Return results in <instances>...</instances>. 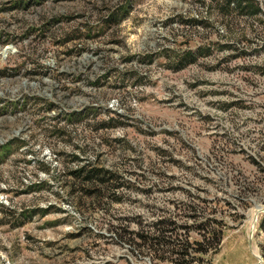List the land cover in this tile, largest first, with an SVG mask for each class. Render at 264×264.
Instances as JSON below:
<instances>
[{
	"label": "rangeland",
	"instance_id": "rangeland-1",
	"mask_svg": "<svg viewBox=\"0 0 264 264\" xmlns=\"http://www.w3.org/2000/svg\"><path fill=\"white\" fill-rule=\"evenodd\" d=\"M254 2L249 16L232 0H0V264H175L108 230L153 219L141 195L109 204L71 174L90 164L134 180L154 162L220 203L222 244L200 264H264Z\"/></svg>",
	"mask_w": 264,
	"mask_h": 264
},
{
	"label": "trees",
	"instance_id": "trees-1",
	"mask_svg": "<svg viewBox=\"0 0 264 264\" xmlns=\"http://www.w3.org/2000/svg\"><path fill=\"white\" fill-rule=\"evenodd\" d=\"M232 3L234 9L249 16L261 12L254 0H232ZM203 50L185 51L173 69L179 71L195 64L199 57L205 55ZM137 162L141 164L139 166L144 164L141 160ZM156 165V162L150 164L134 180L90 164L78 167L71 174L84 182V194L97 200L107 198L110 204L121 201L124 195L136 194L141 195L139 201L149 202L147 206L151 208V221L139 215L133 218L136 229H131L132 223L127 220L109 227V232L118 242L130 244L133 252L153 260L169 259L175 264H200L204 256L216 253L222 244L224 212L219 202L201 197L182 184H175L177 180L183 182L185 178L188 179V174L183 177L169 175L167 169L170 167L167 166H161L157 173L148 171ZM147 180L152 182L150 187L145 185ZM193 235L196 236L194 239Z\"/></svg>",
	"mask_w": 264,
	"mask_h": 264
}]
</instances>
